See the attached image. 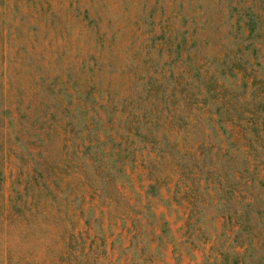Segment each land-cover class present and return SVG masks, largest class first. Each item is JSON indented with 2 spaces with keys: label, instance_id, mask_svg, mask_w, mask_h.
<instances>
[{
  "label": "rangeland",
  "instance_id": "rangeland-1",
  "mask_svg": "<svg viewBox=\"0 0 264 264\" xmlns=\"http://www.w3.org/2000/svg\"><path fill=\"white\" fill-rule=\"evenodd\" d=\"M261 1L232 0L240 9L259 7ZM226 4L227 0H0V101L7 99L0 107L21 101L19 114L26 120L43 116L63 119L66 114L67 121L72 114L77 122L85 114L102 117L104 111L99 107L107 97L117 100L131 88H140L149 73L177 71L178 62L164 46V30L173 39L172 48L177 34L180 37L181 31H187L183 49L190 48L191 33H199L202 24L204 32L213 25L218 29L221 23L227 29L231 22ZM256 11L262 21L263 40L264 10ZM196 12L198 26L190 18ZM262 63L264 73V59ZM18 122L17 118L9 122L2 130L4 135L0 129V264H66L52 259L61 246L57 244L61 241L56 222L44 213L24 221L6 210L9 196L14 195V179L29 169L28 157H15L20 145L26 134H40L46 128L35 125L33 129L26 123L20 129ZM95 126L103 127L100 122ZM76 130L82 134L79 127ZM47 144L56 156L59 138ZM105 165L109 166V161ZM217 175L222 176L220 170L213 180ZM130 176L131 186L116 184L123 192L116 202L107 208L99 205L101 215L91 203H72L73 208L83 207V214L69 250L71 257L75 256L71 264H232L233 260L236 264H264V187L254 185L258 195L249 216L238 211L223 220L221 204L205 193L204 203L195 201L197 207L187 204L182 186L175 188V197L168 195L173 177L148 195L143 189L142 168L136 166ZM106 188L110 192L115 182ZM240 190V185L230 189L232 201ZM221 197L218 192L217 198ZM188 210L192 211L189 215ZM153 212L164 214L157 220L164 222L162 231L155 227L157 223L152 224ZM135 219L140 228L124 233L123 228L132 226ZM222 254H228V259Z\"/></svg>",
  "mask_w": 264,
  "mask_h": 264
},
{
  "label": "trees",
  "instance_id": "trees-1",
  "mask_svg": "<svg viewBox=\"0 0 264 264\" xmlns=\"http://www.w3.org/2000/svg\"><path fill=\"white\" fill-rule=\"evenodd\" d=\"M234 3L227 0L230 16L227 19L231 22L227 29L221 23L218 29L213 25L204 32L202 24L199 33H191L190 48L183 49L187 31H181L180 37L177 34L172 48L173 39L164 30V46L170 58L178 62L177 71L171 68L168 74L149 73L140 88H131L129 94L117 100L107 97L99 107L104 111L102 117L85 114L77 122L68 114L72 122L67 121L66 114L63 119L43 116L26 120V116L19 114L21 101L0 107L1 132L14 118L20 121V129L26 123L33 129L35 125L46 126L40 134L38 131L31 136L26 134L20 145L15 157L20 160L24 155L28 157L29 169L14 179V195L9 196L6 210L24 221L44 213L58 224L57 237L61 242L57 244L61 246L52 259L71 264L75 257H71L69 250L83 207L73 208L72 203L77 200L79 204L91 203L103 214L99 205L107 208L122 196L116 184L131 186L130 175L136 166L142 168L146 181L143 189L148 195L173 177L168 195L175 197V188L182 186L184 199L191 206L197 207L195 201L204 203L206 194L221 204L219 213L223 220L229 213L242 211L249 216L252 212L258 195L254 185L264 187V39L260 30L262 21L256 11L264 10V0L256 8L249 5L240 9ZM196 14L190 16L194 26H198ZM258 39L261 41L257 42ZM207 49L210 51L204 52ZM85 107L95 111L92 106ZM98 122L103 127L97 128ZM77 127L82 134H78ZM18 131L14 132L15 139ZM54 137L59 138L56 156L51 155L47 144ZM29 145L33 147L28 148ZM219 170L222 176L213 180V174ZM114 182L115 188L108 192L106 184ZM235 185L242 190L237 191L238 197L232 201L230 189ZM29 190L30 194L24 193ZM218 192L222 193L220 200ZM130 199L126 197L127 204ZM189 213L192 211L188 210ZM163 216L161 212L152 213L155 222L151 223H157L155 227L160 231L164 222L157 220ZM132 221V226L123 228L124 233H134L140 228L138 219ZM230 231L234 233L232 228ZM255 235H251L252 240ZM222 255L228 259V254ZM232 264H236L235 260Z\"/></svg>",
  "mask_w": 264,
  "mask_h": 264
}]
</instances>
